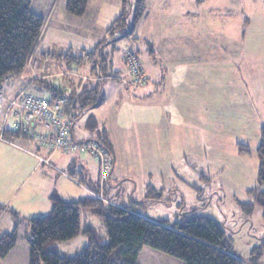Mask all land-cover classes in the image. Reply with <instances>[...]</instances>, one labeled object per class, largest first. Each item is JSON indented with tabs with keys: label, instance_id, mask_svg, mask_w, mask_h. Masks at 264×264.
Instances as JSON below:
<instances>
[{
	"label": "rangeland",
	"instance_id": "rangeland-1",
	"mask_svg": "<svg viewBox=\"0 0 264 264\" xmlns=\"http://www.w3.org/2000/svg\"><path fill=\"white\" fill-rule=\"evenodd\" d=\"M48 1L35 0L32 9L46 12ZM146 2L148 15L140 23L136 39L120 38L114 47V70L121 72L120 80L105 82L103 104L81 111L75 135L83 140L100 138L105 121L113 124L117 163L110 198L127 203L144 201L138 206L140 212L158 220L175 222L182 213L212 217L225 226L235 253L248 257L254 248H264L263 208L257 200L263 190L258 149L264 128V0ZM111 3L99 1L104 9L99 12L98 8L93 17L92 25L97 28L87 29L81 36L69 29L59 30V24L66 21L62 6L57 7L47 38L43 33L39 44L38 70H48L56 85L64 82L70 87L79 79L68 72L67 61L56 55L64 47L61 54L68 53L70 46L76 53L92 50L100 41L96 37L100 28L114 18L112 12L105 14L106 9H114ZM115 12L117 18L118 10ZM120 36L123 33L116 35ZM110 39L107 36L106 40ZM147 41L154 44L155 57ZM52 42L54 49L48 51ZM131 46L140 50L139 59L146 71L156 68L167 76L171 83L168 89L161 81L156 86L153 80L149 84L155 86L153 89L123 86L125 55ZM111 48L105 46L106 50ZM50 54L54 57L49 58ZM86 67H79V71ZM242 147L246 150L240 152ZM71 155L61 157L65 160ZM89 159L96 177V165L92 157ZM72 178L83 184L79 174L72 173ZM29 186L21 193L20 187L18 199ZM60 190L64 198L76 196ZM247 203L254 204L252 210L244 207ZM85 223L98 225L101 221L86 211ZM87 243V237L81 235L58 245L64 255L72 256ZM28 256L29 244L25 228H21L6 264H28Z\"/></svg>",
	"mask_w": 264,
	"mask_h": 264
},
{
	"label": "trees",
	"instance_id": "trees-1",
	"mask_svg": "<svg viewBox=\"0 0 264 264\" xmlns=\"http://www.w3.org/2000/svg\"><path fill=\"white\" fill-rule=\"evenodd\" d=\"M89 1L67 0L66 10L70 15L82 17ZM122 2V13L108 29L110 40H102L91 51L83 49L76 53L71 48L68 53L61 55L67 61L68 69L89 65L96 79L85 83L82 80L72 82L73 87L70 88L64 82L56 85L48 78H34L38 83L37 88L29 83L23 87L33 93L50 95L53 99L63 97L71 101L76 96V119L86 107L103 104L105 82L121 78L119 71L114 70L112 58L116 42L120 38H135L140 23L148 15L146 0ZM45 25L46 18L32 10V0H0V89L5 87L9 77L25 75L29 66L35 69L37 62L32 61ZM126 29L129 32L124 33ZM120 32L123 36L116 37ZM147 43L154 56V44L150 41ZM105 46H112V49L106 50ZM128 49L140 57L139 49L132 46ZM141 65L145 72L143 63ZM127 67L126 61V73ZM71 70L68 72L72 73ZM103 129L102 134L99 132L100 138L96 139L104 143L113 155L107 130L105 127ZM4 136L8 140L15 137L28 139L21 130L13 128H7ZM245 150L242 147L240 152ZM258 154V175L263 190L258 193L257 200L264 216V128ZM111 179L109 184L113 188ZM98 185L99 177L96 186L91 185L90 189L98 190ZM112 188L105 193V199L91 193L79 199H64L54 192L51 195L53 208L46 215L22 217L13 211L14 228L0 236V261L5 260L16 248L21 228H25L29 244L28 264H260L264 258L263 247L254 248L248 257L236 254L225 226L212 217L182 213L180 220L175 222L150 218L138 209L144 201L133 199L132 203H127L112 199L108 196ZM149 188L152 186L149 185ZM157 193L158 196L162 194ZM253 206L251 203L244 204L245 208L251 210ZM4 209L5 205L0 203V214ZM86 211L100 219L105 234L95 224H83V213ZM81 235L87 237V245L75 255H64L58 244Z\"/></svg>",
	"mask_w": 264,
	"mask_h": 264
},
{
	"label": "crops",
	"instance_id": "crops-1",
	"mask_svg": "<svg viewBox=\"0 0 264 264\" xmlns=\"http://www.w3.org/2000/svg\"><path fill=\"white\" fill-rule=\"evenodd\" d=\"M99 1H104L107 3L112 2L111 4H114V9L111 8L109 10L107 9L105 10V14L112 12L113 13L112 17L114 18L112 19L110 18L111 19L110 24H106L104 27L100 28L101 32L98 31L100 35L96 36L100 38L99 42H101L102 40L106 39L107 36H109L108 29L116 19L115 15H117L115 10L116 11L118 10L119 15L122 13L123 2L122 0H99ZM99 1L90 0L88 3L86 13L82 17L73 16L67 12L66 10L67 0H65L64 3L63 2L61 3L60 0H49L45 8L46 12H37L36 10L33 9L32 10L46 18V25L43 31L44 37H46L48 34L47 28H49L53 24L52 16L54 13H56V8L59 6H62V12L64 15V19L66 21L64 23L59 24L58 26L59 30L66 31V29H69L70 31H73L75 35L81 36L85 34L87 29L93 30L97 28L94 25H92V21L94 15L96 14V11H98V8H100ZM34 2L35 0H32V7L34 5ZM48 6H50L49 10L47 8ZM101 9L104 8L101 7L99 9V12ZM48 20H49V25H47ZM91 38L94 39L92 35ZM54 45L55 43L52 42L48 47V51H52L54 49ZM39 47L40 46H38L32 61L33 63L35 61L37 62L35 69L29 66V69L25 75L12 77L6 81L4 91L8 97L15 96L19 92V90L23 87V85H25L26 83H29L31 86H35L37 88L38 83L37 81L34 80V78L50 79V75L47 74L48 70H40V69L38 70V67L40 66V62L37 56L39 52ZM71 48L72 46H70L69 49ZM63 49L59 50L58 54L56 55L57 57H60L62 55L61 51H64ZM155 55H156V51L154 57ZM53 57H54L53 54L49 55V58H53ZM84 66L87 67L82 72L79 71V67H75V69L71 70L73 74H75L76 72L79 78L73 82H77V81L79 82L82 80V83H85V81L87 80L96 79L92 74L91 67L89 65H84ZM147 74L149 77L148 83L146 84V86L140 88L143 89L155 88V86L149 87V84L151 83L152 80L156 86L159 83V81L163 82L164 85L167 87V89H168V85L171 86V83L167 82V76L163 73H160L158 69L154 68V70L151 72L147 71ZM119 75L120 77L122 76L120 71H119ZM182 83L183 85L185 84L183 81ZM71 86L73 87L72 82L70 83V87ZM175 86H179V84H175ZM177 91L173 90L172 93H176ZM173 96L174 95H172V97ZM11 125H12L11 123H8L7 128H11ZM112 127H114L112 123L110 124L109 121H105V128L107 130L113 149V157H114L113 173H114L117 163V154H116L115 142L113 139L114 131L112 130ZM74 137L76 138V140L79 141L83 140V139H77L75 135V127H74ZM21 140L25 141L27 144L20 143ZM27 141H29V143ZM29 145L31 146L29 147ZM38 152L39 154L41 153L44 156H48L47 151L45 152V154H43L42 150L37 149L35 144L29 139H25L22 137L20 138L15 137L14 139L11 140L0 139V203L5 205V209L0 214V236L3 233L9 232L14 228L15 221L12 216L13 211L18 212L22 217L45 215L44 213L47 214L50 213L53 208L51 195L56 191L60 194L61 191L60 188L62 189V191H69L74 195H76L65 198L62 196L64 199H79L83 196L90 194L89 190L90 187H92L91 185L96 186L99 177L98 168L96 162L94 161L93 163L94 166L96 165V171H97V176L94 177V175L92 174L90 163L88 162V160L90 161L89 157L90 158L92 157L89 153L88 155L87 153L86 154L61 153L64 154V156L66 154H72L71 157H68L65 160L61 157V154L58 155L57 153L53 154L51 159L55 164L54 167V164L53 166H50L40 162V160L36 155V153ZM59 164H61V166ZM72 173L79 174L83 181V184L79 183V181L72 178ZM31 180L33 181L32 182L33 185L31 184L29 186ZM12 181L13 183H11ZM21 186L23 188L21 191H19ZM28 186L29 188L27 189V191L23 192L21 197L18 199L20 193ZM6 191H8L7 194H5ZM18 191L20 192L19 194ZM88 220L92 221L93 217H89ZM95 225L101 230L104 229V225L102 223ZM13 252L14 250L5 260H1L0 264H6L9 261V259L12 258Z\"/></svg>",
	"mask_w": 264,
	"mask_h": 264
},
{
	"label": "built area",
	"instance_id": "built-area-1",
	"mask_svg": "<svg viewBox=\"0 0 264 264\" xmlns=\"http://www.w3.org/2000/svg\"><path fill=\"white\" fill-rule=\"evenodd\" d=\"M127 73L122 78L124 87L142 86L148 79L138 55L128 49L125 55ZM10 77L7 79L9 80ZM67 98L53 99L50 95L33 93L23 87L15 98L6 95L4 88L0 89V139L8 123L11 128L19 129L31 140L37 149H44L48 156L36 153L43 164L53 166L51 157L57 151L61 153L83 152L89 153L96 162L99 176L98 190L90 189L96 197L105 199L106 191L112 187L109 184L114 170V158L104 143L97 139L76 140L74 127L76 124L78 102L75 96L71 101Z\"/></svg>",
	"mask_w": 264,
	"mask_h": 264
},
{
	"label": "bare ground",
	"instance_id": "bare-ground-1",
	"mask_svg": "<svg viewBox=\"0 0 264 264\" xmlns=\"http://www.w3.org/2000/svg\"><path fill=\"white\" fill-rule=\"evenodd\" d=\"M26 86V85H25Z\"/></svg>",
	"mask_w": 264,
	"mask_h": 264
}]
</instances>
